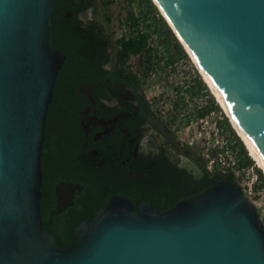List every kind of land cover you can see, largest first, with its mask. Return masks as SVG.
Returning a JSON list of instances; mask_svg holds the SVG:
<instances>
[{
  "label": "water",
  "instance_id": "water-1",
  "mask_svg": "<svg viewBox=\"0 0 264 264\" xmlns=\"http://www.w3.org/2000/svg\"><path fill=\"white\" fill-rule=\"evenodd\" d=\"M151 1L264 164V0ZM54 3L0 0V264H264L263 222L227 179L162 211L150 202L136 211L130 199L113 195L75 227L73 245L60 246L42 228L45 121L65 59L49 43ZM76 188L56 185L58 210L72 203Z\"/></svg>",
  "mask_w": 264,
  "mask_h": 264
},
{
  "label": "flooded vegetation",
  "instance_id": "flooded-vegetation-1",
  "mask_svg": "<svg viewBox=\"0 0 264 264\" xmlns=\"http://www.w3.org/2000/svg\"><path fill=\"white\" fill-rule=\"evenodd\" d=\"M51 19L65 59L54 87L59 100L46 115L41 163L46 182L62 178L57 184L79 185L62 210L55 195L65 223L74 215L68 207L78 200L94 217L113 195L130 199L136 211L143 202L162 211L196 193L206 169L179 150L178 139L146 104L142 87L119 74L125 66L118 55L122 35L111 38V15L97 0H55ZM92 219L78 220L74 236L81 221Z\"/></svg>",
  "mask_w": 264,
  "mask_h": 264
},
{
  "label": "trees",
  "instance_id": "trees-1",
  "mask_svg": "<svg viewBox=\"0 0 264 264\" xmlns=\"http://www.w3.org/2000/svg\"><path fill=\"white\" fill-rule=\"evenodd\" d=\"M103 6V8H107L114 0H97ZM132 1V0H131ZM138 11L129 10L126 19L129 20V28L131 33L129 36L122 35L118 39V45L120 49L118 51V55H120L119 64L124 65L123 67L119 68V74L123 76L128 82L134 83L136 85H142V82L150 75L153 70H156L160 67V59H165V64L172 63L179 59H187V54L185 53L184 49L182 48L181 44L178 42L174 34L172 33L171 29L159 14L156 6L152 3L151 0H138ZM52 17V16H51ZM152 20L147 24L148 29H139L138 24L139 20ZM125 20H120L124 23ZM52 22V19H51ZM50 22V29H49V43L52 47H58L61 49L59 44V40L55 39V36H52V27ZM153 33L157 34V42L161 45L163 49V57H156L153 55L152 50L146 48L148 39L151 37ZM143 51L144 53V60L142 66L133 71L129 69L127 66V61L131 55L137 54ZM61 71V69H60ZM59 75V74H58ZM58 79V76H57ZM55 84L57 83V80ZM55 87V85H54ZM190 88L193 90L194 94H198L203 90L202 94L208 96L207 102L201 108L196 111V116L200 117L208 113L209 111L213 110L217 113H220L222 118L217 121L218 127H220L226 138L230 141L233 140V148L236 150V156L238 159V164L240 167H247L253 166L255 172L258 175V183L257 187H264V173L258 168L252 160V158L247 154V150L245 149L243 143L241 142L240 138L236 135L234 129L231 127L230 123L228 122L227 117L221 110L219 103H216L215 97L212 96L209 91L207 90L205 84L201 80L200 76H195L192 79V84ZM54 96L50 103L52 106L55 102L59 100L56 95V92L53 91ZM149 104V103H146ZM149 105H147V108ZM50 108V107H49ZM150 107L148 108V110ZM163 127L166 128L168 132L174 137L175 133L168 129L167 125L162 122ZM46 129V127H45ZM47 132V129H46ZM45 132V134H47ZM47 137L45 135V139L43 141L42 151L47 143ZM177 145L179 150L186 156L189 157H196L198 160H204L201 157L199 147L197 145H187L182 144L180 140L177 141ZM43 154V153H42ZM212 154H215L213 151ZM43 160V155L41 156ZM41 170H42V185L40 187V191L42 193L39 203H40V217L42 220V228L49 231L54 235L57 240V243L60 246H69L76 242L73 228L76 222L80 219H92L93 213H86L82 207H79V200L76 202L75 207H68V212L70 214H74L72 216L71 221L67 224L65 223V219L63 218L64 213L57 211L56 209V199L54 194V187L56 186L57 182L60 181L62 178H58L53 182H46L45 177V167L44 163H41ZM206 176L202 181V184L195 190L196 192L200 191L202 188L214 183L218 179H227L230 182L237 183L236 177L231 172H221L217 166H215V170L213 173L208 172L205 170ZM48 199L46 203L45 200ZM50 201V202H49ZM106 201V200H105ZM103 200L101 201V203ZM174 201H172L173 203ZM258 215V214H257Z\"/></svg>",
  "mask_w": 264,
  "mask_h": 264
},
{
  "label": "built area",
  "instance_id": "built-area-1",
  "mask_svg": "<svg viewBox=\"0 0 264 264\" xmlns=\"http://www.w3.org/2000/svg\"><path fill=\"white\" fill-rule=\"evenodd\" d=\"M158 45L157 38L150 37L146 48L151 49L156 46L157 51L152 52L154 56L160 58L163 57V49ZM160 49H162L161 52ZM187 57L193 63L191 57L188 55ZM143 60L144 53L141 51L129 57L127 66L129 69L136 71L142 66ZM185 60L179 59L165 64V59H160V67L153 70L145 80L152 79L157 73H163L166 78L180 74L184 83L182 81L175 83L173 86L174 93L172 91L171 93L159 91L152 94L147 101L153 112L163 119L168 129L175 134L177 132L181 133L183 130L188 133L192 129L190 130V136L181 139V144L197 145L199 147L208 172L213 173L215 166H217L221 172L233 173L240 191L253 203L256 213L264 225V187H257L258 175L253 166L240 167L238 164L236 150L232 147L234 141H229L223 130L218 127L217 121L222 118L221 114L211 110L203 116H196V111L206 104L208 96L202 93H193L190 86L195 75L192 72L193 69L190 68V70L186 65L187 60ZM194 67L197 70L195 64ZM197 73L199 74V72ZM207 90L209 91L208 88ZM199 139L201 140L198 141ZM213 151L215 154H212Z\"/></svg>",
  "mask_w": 264,
  "mask_h": 264
},
{
  "label": "rangeland",
  "instance_id": "rangeland-1",
  "mask_svg": "<svg viewBox=\"0 0 264 264\" xmlns=\"http://www.w3.org/2000/svg\"><path fill=\"white\" fill-rule=\"evenodd\" d=\"M100 4V2H99ZM138 0H114L113 3H111L107 8L105 9V13H109L112 17V22L110 24V28L108 29L109 32L112 34L111 38L114 40L116 37H120L121 35H126L129 36L131 33V30L128 26L129 20L126 19V15L129 10L133 11H138ZM120 20H125L124 23H122ZM145 21V22H144ZM152 21H146V20H141L139 21L138 27L139 29H148L147 24ZM151 37H156L157 34L153 33ZM158 47H161V45H158ZM162 48V47H161ZM153 52L157 51L156 46L154 48H151ZM162 49H160V52ZM187 62L186 65L190 68L193 69V74L196 76H199L197 73L198 71L194 67V64L191 62L189 58L186 59ZM185 60V61H186ZM191 70V69H190ZM201 78V77H200ZM202 80V79H201ZM183 82L182 75L177 74V75H171L170 77H164L163 73H157L156 76H154L152 79H149L148 81H143L142 82V89H143V94L145 95L146 99H150V96L154 93H158L159 91H164V93H171V91L174 93V88L173 86L175 83H180ZM203 91V90H202ZM202 91L200 93H202ZM199 93V91H198ZM163 120V119H161ZM192 130V129H190ZM185 133V130H183L181 133H176L175 137L176 139L180 140L185 139L188 135H191V132ZM199 139L198 141H200ZM199 143V142H198ZM192 161L197 164L201 169L205 170V162L204 160H198L196 157L192 158Z\"/></svg>",
  "mask_w": 264,
  "mask_h": 264
},
{
  "label": "bare ground",
  "instance_id": "bare-ground-1",
  "mask_svg": "<svg viewBox=\"0 0 264 264\" xmlns=\"http://www.w3.org/2000/svg\"><path fill=\"white\" fill-rule=\"evenodd\" d=\"M192 61L196 65L195 60L192 59ZM203 79H204L205 83L207 84L210 92L213 94V96L215 97L216 101L221 106V108L224 111V113H226V115L228 116L231 124L233 125V127L235 129V131L242 138L243 142L245 143V145H246V147L248 149L249 154L251 155V157L255 161V164L264 171V164H263V162L261 161L260 157L258 156V154L256 153V151L252 147L251 143L249 142L248 138L244 134L243 130L241 129V127L239 126V124L237 123V121L235 120V118L233 117V115L231 114V112L229 111V109L226 106V104H225V102H224V100H223L220 92L218 91V89L216 88V86L211 82V80L208 77H206L204 74H203ZM58 192H59V196H60L61 200H65V198H66V196L68 194V188L66 186H62L59 189Z\"/></svg>",
  "mask_w": 264,
  "mask_h": 264
}]
</instances>
